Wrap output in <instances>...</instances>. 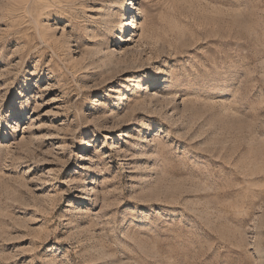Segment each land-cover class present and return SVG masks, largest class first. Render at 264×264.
Returning <instances> with one entry per match:
<instances>
[{"label":"rangeland","instance_id":"374dc122","mask_svg":"<svg viewBox=\"0 0 264 264\" xmlns=\"http://www.w3.org/2000/svg\"><path fill=\"white\" fill-rule=\"evenodd\" d=\"M0 264H264V0H0Z\"/></svg>","mask_w":264,"mask_h":264},{"label":"bare ground","instance_id":"6f19581e","mask_svg":"<svg viewBox=\"0 0 264 264\" xmlns=\"http://www.w3.org/2000/svg\"><path fill=\"white\" fill-rule=\"evenodd\" d=\"M136 1L137 0H134V10L136 11ZM132 6V4H130V6L129 7H131ZM129 9H131V8H129ZM135 18L136 17H134V14L132 15V19H133V23L132 24H135ZM157 84V82L155 83V85Z\"/></svg>","mask_w":264,"mask_h":264}]
</instances>
